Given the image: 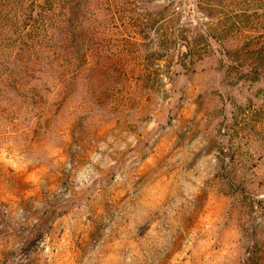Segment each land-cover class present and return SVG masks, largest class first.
Returning <instances> with one entry per match:
<instances>
[{"label":"rangeland","instance_id":"374dc122","mask_svg":"<svg viewBox=\"0 0 264 264\" xmlns=\"http://www.w3.org/2000/svg\"><path fill=\"white\" fill-rule=\"evenodd\" d=\"M143 3L113 71L1 102L0 264H264V1Z\"/></svg>","mask_w":264,"mask_h":264},{"label":"trees","instance_id":"16d2710c","mask_svg":"<svg viewBox=\"0 0 264 264\" xmlns=\"http://www.w3.org/2000/svg\"><path fill=\"white\" fill-rule=\"evenodd\" d=\"M143 4V0H0V104L13 95L21 101L14 107H40L44 104L40 88L47 91L45 79L51 76L68 93L82 77L113 71L116 53L111 49L121 44V51H126L165 12L156 16ZM260 52L264 66V45ZM6 120L15 125L17 114Z\"/></svg>","mask_w":264,"mask_h":264}]
</instances>
